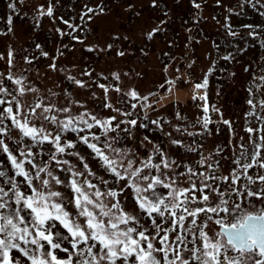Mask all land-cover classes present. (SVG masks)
Wrapping results in <instances>:
<instances>
[{"label": "snow or ice", "instance_id": "1", "mask_svg": "<svg viewBox=\"0 0 264 264\" xmlns=\"http://www.w3.org/2000/svg\"><path fill=\"white\" fill-rule=\"evenodd\" d=\"M204 2L191 0L197 10ZM59 3L49 0L47 6L38 5L36 16L56 20ZM215 4L225 9L221 27L231 50L213 41L216 58L210 57L211 65H217L218 59L238 62L237 57L246 52L248 38L264 49V23L236 25L229 15H244L245 7L259 5L257 11L264 16L260 11L264 0H237L234 5L215 0ZM150 5L161 10L164 18L144 31L149 42L165 31L162 26L170 11L162 8V0H150ZM133 7L127 5V9ZM7 8L13 14L20 11L16 0H10ZM108 13L104 0L85 3L76 14L78 22L61 15L59 20L67 31L59 27L55 30L89 53L115 49L123 57L127 50L116 47L121 39L119 32H113L111 41L104 45L81 35L92 32L96 18ZM13 14L6 17L7 32H13ZM213 19L219 23L216 17ZM35 23L38 26L41 21L36 19ZM128 39L123 36L124 41ZM193 40L199 43L200 38L190 35L186 48ZM35 48L42 57L50 58L48 69L62 73L64 81L93 89L92 97H100L94 90L99 88L103 97L97 108H90L85 99L72 95L70 87H61L64 81L54 84L59 91H53L42 90L11 68L0 76V153L5 158L0 160V264H264V66L259 67L258 76L253 73L247 89V140L239 136L234 143L238 133L232 122L223 118L220 108L209 105L206 91H200L207 88L212 66L193 86L192 99L203 101V115L189 125L172 124L167 117L149 120L148 112L160 101L150 99L154 95L151 91L145 95L135 86L121 87L116 83L122 81L119 71L110 73L112 83L103 72L94 74L88 65L74 75L72 69L78 65L58 64V57L65 54L61 48L55 55L38 42ZM140 51L144 53L145 49ZM185 56L190 54L185 52ZM12 57L9 50V65L13 64ZM35 59L24 57L29 64ZM192 63L194 59L188 67ZM260 63L264 65V60ZM248 68L245 65L246 71ZM191 82L187 75L185 83ZM177 83L178 78L165 80L169 92ZM113 92L118 94L115 101ZM29 93L36 94L31 104L21 99ZM211 113L219 114L217 124L222 121L227 125L231 138L228 145L216 144L205 154L197 138L203 141L212 135ZM253 117L255 127L248 122ZM176 118L185 119L179 111ZM166 123L170 130L165 129ZM149 124L166 143L149 135L138 141L139 147L128 143V139L137 140L138 128L148 129ZM9 127L16 135L9 132ZM173 130L180 137H192L191 143L185 144ZM229 145L230 155L226 152ZM174 148L182 154L175 155ZM188 155L195 158L188 160ZM221 160L231 162L228 172ZM129 195L131 208L126 206ZM216 225L219 228L210 231Z\"/></svg>", "mask_w": 264, "mask_h": 264}, {"label": "rangeland", "instance_id": "2", "mask_svg": "<svg viewBox=\"0 0 264 264\" xmlns=\"http://www.w3.org/2000/svg\"><path fill=\"white\" fill-rule=\"evenodd\" d=\"M9 2L10 0H0V76H5L11 68L14 74L27 76L42 90L52 88L53 91H59L58 88L54 87V84L64 81L63 74L53 73L48 69L47 65L51 63V60L40 55V50L35 48V43L38 42L51 55H55V50L61 48L65 54L58 57V64L65 67H70L72 64L78 65V68L72 69L74 75H79L84 66L88 65L94 69V74L103 72L105 76L109 77L108 83H112L110 73L119 71L122 81L116 83H120L121 87L127 89L135 86L141 94L145 95L149 91L153 92L154 95L150 99L160 102L158 105H153V110L148 112L149 120L159 116L161 119L167 117L172 124L179 122L183 125H189L203 115V109L200 107L203 101L199 98L192 99L194 83L201 82L207 68L212 66L214 71L209 74L207 88L200 91H206L209 105L220 108L223 118L232 122V127L238 133L233 142L235 143L239 136H243L247 140L248 134L245 132V120L247 118L244 116L245 111L249 109L246 103L249 95L247 89L251 86L250 81L253 73L258 76L260 74L259 67L264 66L260 63L264 60V49L260 47L258 42L248 38L249 43L246 52L237 57L238 62H225L218 59L217 65H211L210 57L216 58V50L212 46L213 41L224 47H229L231 50L225 39V29L221 27V24L224 23L225 9L218 7L215 0H205L200 10L194 8L191 0H162V8L166 6V10H170L169 16L166 24L162 26L165 31L156 35L151 42L144 36V31L155 26L164 17L161 10L154 9L150 5V0H104L109 9L108 15L97 17L93 25L94 30L81 33V35H86L89 42L104 45L111 41L113 32H119L121 39L116 41V47L127 50L123 57L118 56L115 49L106 53H89L80 43L71 41L67 35L61 37L55 30L59 27L67 31V26L59 20L61 15L66 19L78 22L76 14L81 10V6L85 3L96 4L100 0H60L59 5L55 8L56 20L48 16H36L37 6L41 4L47 6L49 0H16L20 11L14 14L10 13L7 8ZM236 2L237 0H225L226 4L231 5ZM129 3L134 5L132 9H127ZM257 8L259 5L256 8L247 6L244 9V15H236L235 13L229 15L232 16V22L236 25L240 23H264V16L260 15ZM260 11H264V9H260ZM137 12L140 15H136ZM197 13H199L198 20H193ZM9 14H13V32H7L6 17ZM213 17H216L219 23ZM36 19L41 21L38 26L35 23ZM125 35L129 38L127 41L123 40ZM190 35L192 37L199 36L200 40L199 43L193 40L191 47L186 48L185 45ZM169 40L173 41V44L169 45ZM237 43L243 46L242 41ZM69 44H74L75 48L68 47L65 49L61 47ZM141 48L145 49L144 53L140 51ZM9 50L13 51L12 65L7 62ZM185 52H188L190 56H185ZM162 53H169V55L165 56ZM25 56H35L36 59L29 64L24 60ZM191 59H194V63L188 67ZM165 64L168 65L167 71L164 70ZM245 65L249 66L247 71ZM176 69L180 71L177 72ZM124 73H128V75H124ZM136 73H142V75L137 76ZM229 73H234V75L230 76ZM187 75L191 76V83H185ZM81 78L88 79L87 77ZM169 78H178V83L173 86L171 92L168 91V86L165 84V80ZM8 83L11 87V82ZM61 87H70L72 95L76 98L85 99L90 108H97L103 97V91L99 88L94 90L100 93V97H92L93 89L78 88L75 85H70L67 81H64ZM44 94L47 95V92L45 91ZM35 95L29 93L27 97L21 99L22 101L26 99L31 104L34 102ZM161 96L164 97L163 100L160 99ZM112 98L115 101L118 94L113 92ZM104 111L107 112L108 110L105 109ZM177 111L185 119L177 121ZM211 115L213 120L210 124L212 135L203 141L199 137L197 138L198 142L203 143L205 154L212 150L216 144L228 145L231 138L228 126L224 125L222 121L217 124L219 114L211 113ZM144 122L148 123V121ZM248 122L254 127L257 126L255 117ZM195 127L199 128L200 125L197 124ZM217 127L220 129L218 133L216 132ZM165 129L170 130L167 123ZM189 130L192 131L193 129L190 128ZM9 132L16 135L14 128L9 127ZM173 133L178 138H182L185 144L191 143L193 139L187 135L180 137L174 130ZM135 134L137 140L128 139V143L134 144L136 147H139L138 141L144 135H149L154 140L167 142L155 126L150 124L148 129L138 128ZM9 143L12 142L9 141ZM12 146L16 147L14 144ZM81 150H84L83 147ZM141 150L143 151V149ZM173 152L175 155L182 154L175 148ZM226 152L231 154V145L226 149ZM186 158L193 160L195 157L188 155ZM3 159L5 158L0 153V160ZM221 163L225 166L224 171L228 172L231 162L221 160ZM131 201L132 197L129 195L126 205L128 208L132 207ZM218 228L219 226L216 225L214 228H210V231L214 232Z\"/></svg>", "mask_w": 264, "mask_h": 264}]
</instances>
